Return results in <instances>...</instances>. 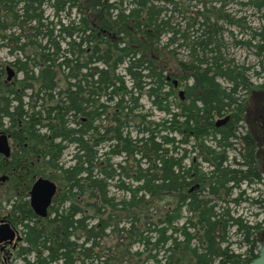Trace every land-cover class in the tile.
<instances>
[{
    "label": "trees",
    "instance_id": "16d2710c",
    "mask_svg": "<svg viewBox=\"0 0 264 264\" xmlns=\"http://www.w3.org/2000/svg\"><path fill=\"white\" fill-rule=\"evenodd\" d=\"M243 20L207 0H0V51L10 57L0 56V132L13 143L9 157L0 154V175L22 236L16 258L248 264L258 256L264 226L229 207L250 198L232 196L241 183L264 185V146L241 130L249 107L264 106V80L251 79L263 61L235 62L223 37L231 26L249 29L245 40L229 30L233 45L264 56V24ZM7 66L20 77L7 81ZM185 77L192 83L171 108ZM40 176L57 185L46 217L28 200Z\"/></svg>",
    "mask_w": 264,
    "mask_h": 264
},
{
    "label": "rangeland",
    "instance_id": "374dc122",
    "mask_svg": "<svg viewBox=\"0 0 264 264\" xmlns=\"http://www.w3.org/2000/svg\"><path fill=\"white\" fill-rule=\"evenodd\" d=\"M248 1H250V0H207V3L208 4L211 3V4H214L216 6L223 5L224 8L226 9V12L229 13L230 16H234L235 18L244 17L243 21H244V23H246V25L259 29L260 26H262L264 24V8L261 9L260 11H257L251 4L248 3ZM46 11L49 12L50 10L47 8ZM261 15H263L262 18L260 17ZM227 29H228V31L229 30L232 31V33L236 36V39H244L245 40L249 37V33H250L249 29H247V30L244 29L243 31H241V30H239L240 27H238V26H231ZM228 31L224 32V35H223L224 41L226 42V45H227L226 51L228 53V56L234 58L235 62H237V63L245 64V65H253L255 69H259V60H262L263 61V72L261 74V77L258 79H255L254 77H252L251 79L255 83H259L260 81H263L264 80V56H257L254 53L255 49L253 46L247 47L244 45H240V46L239 45H233L232 38H231L230 34L228 33ZM0 56L6 60H9V58H10L6 55L5 50L0 51ZM12 69L15 72L14 76L12 78H14L16 75H17V78H19L20 73H16V69L14 67H12ZM178 73H180V72L178 71ZM180 74L185 75L184 73H180ZM6 75H7V71H6ZM220 81L223 82L222 80H220ZM191 83H192V80L190 78H187V77H185L184 79L181 80L180 85L175 89L174 100L171 99L172 102L174 101L173 104L171 105V108L175 109V107H174L175 101H181L184 98V97L182 99L180 98L179 93H178L179 90L184 91L186 89L187 85H190ZM223 85H225V84H223ZM245 96L248 97V95H246V92L241 91V97H245ZM257 96H258V93H257ZM248 98H247V100L249 101L250 96ZM143 102L145 103V105L147 107L149 106V103L146 100H143ZM248 105H251V102H249ZM249 108H250V110H254V108H252V109H251V107H249ZM263 108H264V106H263ZM250 110L247 111V116H249V117L243 123L241 130L243 132H247L250 129H256V131H258V132L256 133V131H255L253 134L257 135L258 140L261 139L260 143H262L263 145H261L260 147H262V146H264L263 109L261 108L259 113L256 111L257 112V114H256V116H257L256 125H255V123H253L254 119L251 118V116H250V114H251ZM152 112H153V118H155V119H157V117H161L163 115V113L158 112L157 110H153ZM257 125H259V127H260L259 130H257V127H258ZM8 141H9L10 148L12 151L13 143H12V140L10 139V137H9ZM207 142L211 143V140L207 139ZM195 153L191 152L190 157L195 158V156H196ZM70 154H71V149L65 151V153L63 155V161L64 162H67L70 159ZM233 156H236V158L238 159L239 158L238 152L233 151V150H229L228 151V158L231 160V157H233ZM262 156H264V153L262 154ZM185 163H188V159L185 160ZM201 166H202L203 171H208L210 169L209 167H207V165L205 163H202ZM1 175H5V174H1ZM263 177H264V175H263ZM7 179H8V177L6 175V179L4 181L0 180V220L4 218L19 233V229H20L19 226L15 227L7 217V213L10 210V204H9V202H7V199L11 193L9 191V183H8ZM239 190H245L244 195L247 197H250V198H248L247 200H243L240 204H236V205L230 204L229 207H231L232 213L235 216L241 215L243 217V219L245 221H247L248 223L252 224L255 222H261V225L264 226V185L262 183L249 184V183L243 182V183H241L239 188H235L233 190L232 196L237 195ZM251 198H255L258 200L262 199V200L258 203H252ZM183 216H185V213H183ZM183 221H184V217L181 219V222H183ZM232 232H233V230H231V233ZM20 236H21V234H20ZM21 238H22V236H21ZM230 239L235 240V239H237V236H235L234 234H230ZM260 243H259V245H260ZM232 248L235 251H241L242 252L244 250V248H238L236 244L232 245ZM12 262H13L12 264H24V262L20 258H16L15 255L12 256ZM0 264H2L1 255H0Z\"/></svg>",
    "mask_w": 264,
    "mask_h": 264
},
{
    "label": "water",
    "instance_id": "95a60500",
    "mask_svg": "<svg viewBox=\"0 0 264 264\" xmlns=\"http://www.w3.org/2000/svg\"><path fill=\"white\" fill-rule=\"evenodd\" d=\"M7 75L6 80L9 81L14 76V70L10 67H6ZM174 85H177V81L174 80ZM179 96L183 98V90H179ZM227 120V117L219 118L216 120L215 125H223ZM263 122H264V108H263ZM9 136L0 132V154L4 157H9L11 153V148L9 144ZM6 175H1L0 180L4 181ZM57 190L56 183L47 178V177H37L30 189H29V206L32 211L39 217H46L48 213V208L51 205L52 198L55 195ZM21 240V236L18 231L10 225L8 221L4 218L0 220V243H12L13 241L17 242ZM248 264H264V238L261 241L258 248V256L254 258Z\"/></svg>",
    "mask_w": 264,
    "mask_h": 264
},
{
    "label": "flooded vegetation",
    "instance_id": "af4514ba",
    "mask_svg": "<svg viewBox=\"0 0 264 264\" xmlns=\"http://www.w3.org/2000/svg\"><path fill=\"white\" fill-rule=\"evenodd\" d=\"M16 8H20V4L16 5ZM7 13H5L6 15ZM8 14L10 15H14V13L12 12H9ZM252 109V108H251ZM251 114V118H253V123H255L256 125V120H257V116H256V111L255 109L254 110H250ZM249 117V116H248ZM257 130L260 129L259 125H257ZM256 131V129H250L249 132L250 133H254ZM258 131H256L257 133ZM263 160V158H262ZM21 242L20 241H17V242H12V243H5V242H2L0 243V255H1V259H2V264H12V256L15 255V250L17 248V246L19 245V243Z\"/></svg>",
    "mask_w": 264,
    "mask_h": 264
},
{
    "label": "bare ground",
    "instance_id": "6f19581e",
    "mask_svg": "<svg viewBox=\"0 0 264 264\" xmlns=\"http://www.w3.org/2000/svg\"><path fill=\"white\" fill-rule=\"evenodd\" d=\"M28 200H29V197H28ZM14 242V241H13Z\"/></svg>",
    "mask_w": 264,
    "mask_h": 264
}]
</instances>
